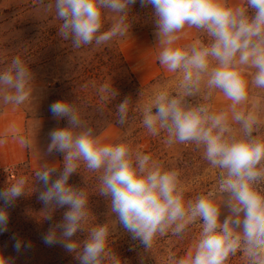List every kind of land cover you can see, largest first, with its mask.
<instances>
[{
    "label": "clouds",
    "instance_id": "9594fccd",
    "mask_svg": "<svg viewBox=\"0 0 264 264\" xmlns=\"http://www.w3.org/2000/svg\"><path fill=\"white\" fill-rule=\"evenodd\" d=\"M135 2L39 0L45 12L54 9L60 21L59 36L74 48L100 46L125 35L130 26L129 8ZM140 3L154 9L160 65L170 73H182L176 94L160 90L144 106L142 123L152 135L166 130L169 142L203 146L205 159L222 171L220 190L225 199L217 202L215 194L208 193L186 201L178 170L164 169L149 155L134 154L126 142H103L93 128L84 126L71 102L56 101L50 111L56 118L67 117L68 126L49 133L48 152L64 153L62 170L56 164H43L35 173V182L44 185L38 197L45 205L44 219L51 220L60 207L68 206V210L61 222L49 228L43 241L47 245L61 244L79 264H126L109 248L108 222L86 228L91 212L89 195L85 188L68 183L83 162L89 171L101 173L98 194L109 198L116 223L123 225L146 251L158 235L169 230L180 235L190 223L202 222L194 250L184 257H169L166 264H226L238 252L246 264H264V138L254 134L258 115L237 110L248 100L250 84L264 89V0H245L243 6L230 5L227 0ZM110 13L116 18L102 31L104 17ZM186 27L202 30L211 38L210 43L196 40L178 45L179 34ZM205 77L207 88L218 90L231 101V119L240 125V135L229 122L228 111L214 113L206 104L188 101L199 92ZM33 80L30 67L19 56L14 57L0 72L3 102L19 106L28 101ZM100 91L107 94L104 99L117 95L108 85ZM130 104L125 98L117 105L121 123ZM25 195H29L25 176L0 190V232L8 230V208ZM223 209L227 214L221 219ZM77 232H87V238L73 239ZM13 239L18 252L31 246L23 239ZM0 264H13V260L0 252Z\"/></svg>",
    "mask_w": 264,
    "mask_h": 264
},
{
    "label": "rangeland",
    "instance_id": "374dc122",
    "mask_svg": "<svg viewBox=\"0 0 264 264\" xmlns=\"http://www.w3.org/2000/svg\"><path fill=\"white\" fill-rule=\"evenodd\" d=\"M45 2L47 3L48 0ZM128 15L129 29L137 25L143 30H148L151 32L153 42H157V27L151 5L142 6L140 0H136L135 4L130 6ZM115 18L116 14L110 13L104 17V21L112 25ZM59 24L54 9L45 12L39 0H0V72L14 57L19 56L34 75L30 99L18 106L25 114L31 129V140L41 145L51 142L49 133L56 125V121L50 106L56 101L71 102L78 110L81 119L86 117L91 120L94 131L113 121L114 124L106 126L102 132H96L103 142L110 144L126 142L134 154L149 155L164 169L178 170L180 187L184 190L186 201H194L201 195L207 196L208 193H214L217 202L223 201L225 194L220 190L222 171L205 159L203 146H197L194 142H169V134L166 130L152 135L142 123L144 106L150 103L153 95L160 90L176 94L182 73L161 75L140 89H129L121 69L118 68L113 74L107 56L101 51H98V58L95 59L93 51H68L67 43H59L57 50L52 53L44 51L38 59L27 58L31 48L41 37H47L52 29H56L58 33ZM60 39L63 40L61 37ZM196 40L207 44L210 43L211 38L202 30L195 29L194 41ZM53 54L56 55L54 58L51 57ZM96 68L98 73L95 77ZM46 81L51 85L57 84L58 91H48ZM104 85L112 86L117 93L115 98L112 99L110 96L107 99L103 98L107 95L100 91ZM211 91L212 89L207 88L206 82L202 81L199 92L187 99L192 104L208 105ZM2 96L3 93L0 92V113L7 106L12 105L5 104ZM125 98L130 99L131 104L126 120L121 123L117 105ZM86 102L90 104L88 109L83 106ZM248 111L256 113L259 117L257 131L254 134L264 138V89L250 84L245 112ZM58 121L61 128L68 126L67 117L58 118ZM232 127L237 135L241 134L239 124H233ZM55 158L56 165L62 170L64 153L55 151ZM29 170L34 173L39 171L32 170L29 166L27 170L23 164L0 171V178H3L0 182V190L19 176L28 178L29 190V195H25L27 199L21 201L24 197L21 196L8 208L9 223L13 220L11 214H15L18 220L15 221V225L8 223L7 231L0 232V252L6 257H11L13 264H79L74 255L67 252L61 244L44 243L43 236L53 224L62 221L68 206L56 209L51 220L44 219L45 205L38 198L40 191L44 190V185L42 182H35V178H29ZM77 171L70 176L68 183L77 188H85L89 195L91 212L86 228L108 222L111 229L109 248L126 264H166L169 257H184L194 250L201 231L200 220L190 223L180 235L173 234L171 230L158 235L151 249L146 251L145 246L138 239H134L123 225L116 223V215L110 212L109 198L98 194V177L101 173L89 171L83 162ZM57 175L58 173L54 174L52 179L55 180ZM38 204H40L39 210L36 209ZM0 206H3V201H0ZM226 214L227 209H223L221 219ZM14 236L23 239L25 243L30 242L31 246L21 248L18 252L14 247ZM86 238L87 232H77L73 237L80 240ZM226 264H246V262L242 253L238 252L230 257Z\"/></svg>",
    "mask_w": 264,
    "mask_h": 264
},
{
    "label": "crops",
    "instance_id": "0c3cea01",
    "mask_svg": "<svg viewBox=\"0 0 264 264\" xmlns=\"http://www.w3.org/2000/svg\"><path fill=\"white\" fill-rule=\"evenodd\" d=\"M227 2L230 5L243 6L245 0H227ZM179 36L178 45L191 44L195 40V28L186 27ZM120 50L126 65L133 73L137 84L141 87L161 75L170 76L174 74L160 65L158 61L160 51L158 39L154 43L151 32L148 30L134 32L121 42ZM247 78L250 81V76ZM206 80L207 77L204 78L205 82ZM230 105L231 101L225 98L221 92L218 90L211 91L208 102L210 110L214 113L228 111L229 122L233 125L236 123L231 119ZM246 109L247 101L237 106L238 111H246ZM55 121L56 125L52 130L61 128L58 118L55 117ZM30 132L31 129H29L25 114L18 106H7L0 113V171L24 163L32 170H40L43 164H57L55 151L48 152V146L51 142L43 145L34 143L31 140Z\"/></svg>",
    "mask_w": 264,
    "mask_h": 264
},
{
    "label": "trees",
    "instance_id": "16d2710c",
    "mask_svg": "<svg viewBox=\"0 0 264 264\" xmlns=\"http://www.w3.org/2000/svg\"><path fill=\"white\" fill-rule=\"evenodd\" d=\"M111 26V24L107 23L104 21V27L102 28V31H106L109 27ZM138 30H143L142 28L138 27L137 25H134L132 27H130V29L127 31V35L126 36H117L114 37L112 40H110L107 44H103L100 46H96L95 44L92 45H87V46H82L80 48H74L71 44L70 41H65V40H61L59 34L57 33L56 29H52L47 37H41L40 40L34 44L33 48H31L28 57L27 58H32V59H38L39 55L41 54V52H47V53H52L55 50H57L59 43L62 44H66L67 43V50L68 51H93V58H98L99 52H104L105 56H107L108 58V62H109V66H110V70L111 72L114 74L115 71L120 68L122 73H123V77L126 79V81L128 82L127 84V88L129 89H140L141 86H139L134 78L133 73L131 72V70L129 69V67L126 65L124 59H123V55L121 53L120 50V44L123 40H125L126 38L130 37L134 32L138 31ZM56 55L53 54V56H51L52 58H54ZM42 63V62H41ZM93 71V69H91ZM90 73V72H88ZM98 71L97 68L95 69V77L97 75ZM92 74V73H91ZM46 89L48 91L51 92H56L58 91L59 87L57 84H53L51 85L50 82L46 81ZM84 107H86V109L89 108L90 104L88 102H86L84 105ZM83 121L84 126L86 127H91L92 128V122L91 120H89V118L83 117L81 119ZM114 124L113 121H109L107 123L106 126ZM106 126L97 129L95 132H102ZM24 166H26L27 170H28V166L26 163L23 164ZM28 175L29 178H35V173L32 171H28ZM3 178H0V182L2 181ZM39 193V192H38ZM26 198L27 196L23 197L21 199V201ZM24 201V200H23ZM36 209L39 210L40 209V204H38V206H36ZM12 217V221L9 224H16V220H18V218H16L17 216H15V214H11Z\"/></svg>",
    "mask_w": 264,
    "mask_h": 264
}]
</instances>
